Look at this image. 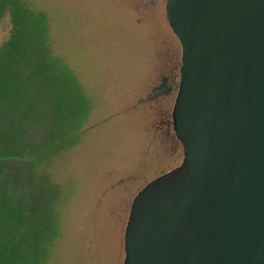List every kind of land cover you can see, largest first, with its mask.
<instances>
[{"label":"water","instance_id":"water-1","mask_svg":"<svg viewBox=\"0 0 264 264\" xmlns=\"http://www.w3.org/2000/svg\"><path fill=\"white\" fill-rule=\"evenodd\" d=\"M175 169L133 198L122 264H264V0H165Z\"/></svg>","mask_w":264,"mask_h":264},{"label":"rangeland","instance_id":"rangeland-1","mask_svg":"<svg viewBox=\"0 0 264 264\" xmlns=\"http://www.w3.org/2000/svg\"><path fill=\"white\" fill-rule=\"evenodd\" d=\"M30 1L91 106L77 145L41 171L59 227L46 264H122L133 198L182 161L171 125L181 47L165 0ZM7 33L1 22L0 43Z\"/></svg>","mask_w":264,"mask_h":264},{"label":"trees","instance_id":"trees-1","mask_svg":"<svg viewBox=\"0 0 264 264\" xmlns=\"http://www.w3.org/2000/svg\"><path fill=\"white\" fill-rule=\"evenodd\" d=\"M4 21L8 33L0 43V264H46L59 227L50 202L42 200L41 171L77 145L91 106L72 70L52 53L44 12L30 0H0V23Z\"/></svg>","mask_w":264,"mask_h":264}]
</instances>
